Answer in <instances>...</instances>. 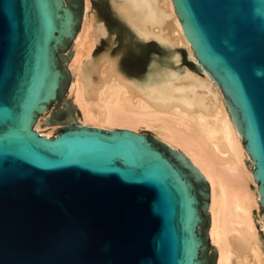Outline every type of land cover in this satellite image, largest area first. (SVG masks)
<instances>
[{
  "label": "water",
  "instance_id": "water-1",
  "mask_svg": "<svg viewBox=\"0 0 264 264\" xmlns=\"http://www.w3.org/2000/svg\"><path fill=\"white\" fill-rule=\"evenodd\" d=\"M172 1L237 113L264 209V0ZM81 19L82 0H0V264H212L205 182L178 151L128 130H33L73 76L56 51Z\"/></svg>",
  "mask_w": 264,
  "mask_h": 264
},
{
  "label": "bare ground",
  "instance_id": "bare-ground-1",
  "mask_svg": "<svg viewBox=\"0 0 264 264\" xmlns=\"http://www.w3.org/2000/svg\"><path fill=\"white\" fill-rule=\"evenodd\" d=\"M107 9L134 44H155L162 56H152L143 74L127 73L104 14L93 0H83L81 28L66 62L73 76L56 109L63 117L46 107L33 130L52 138L75 124L164 142L207 186L206 236L215 264H264V209L240 121L194 56L173 1L107 0Z\"/></svg>",
  "mask_w": 264,
  "mask_h": 264
},
{
  "label": "rangeland",
  "instance_id": "rangeland-1",
  "mask_svg": "<svg viewBox=\"0 0 264 264\" xmlns=\"http://www.w3.org/2000/svg\"><path fill=\"white\" fill-rule=\"evenodd\" d=\"M93 5L98 13L104 14L105 21L108 27L116 36L117 42L114 46V50L123 49V54L121 56V64L127 73L131 75L143 74L152 56H157V57L162 56L161 50L155 44L150 43V44L143 45L139 43H136V44L133 43L129 33L108 11L107 0H93ZM82 12H83V0H82ZM78 30L79 28H75L74 36L78 32ZM71 45H72V42L67 43L62 49H59L56 51L57 61L60 64V66L65 69H67L66 62L68 61L70 57ZM102 47L103 46H100V48ZM69 81H70V76H67L62 92H61V95H60V98H59V101H52L48 105L51 109H55V115L58 116L59 118H62L63 114L57 113L56 109L59 108L60 104L66 98V91H67V86H68ZM150 138L152 139L151 136ZM165 149L168 150L167 148ZM205 188H206V202H207L206 184H205ZM206 202L200 203L202 205L200 209L205 210L204 205L206 204ZM205 215H206V224H201V228H202V231L205 233L204 242H209L206 236V231H207L208 223H209L206 210H205ZM204 257H212V264H215V252L211 248L210 243H209L207 252L204 254Z\"/></svg>",
  "mask_w": 264,
  "mask_h": 264
},
{
  "label": "flooded vegetation",
  "instance_id": "flooded-vegetation-1",
  "mask_svg": "<svg viewBox=\"0 0 264 264\" xmlns=\"http://www.w3.org/2000/svg\"><path fill=\"white\" fill-rule=\"evenodd\" d=\"M49 107V106H48ZM69 126H77L75 124H71V125H68V126H65V127H69ZM65 127H61L58 131H57V134L55 136H53L52 138L56 137L57 135H59L61 132H62V129L65 128ZM148 137V136H147Z\"/></svg>",
  "mask_w": 264,
  "mask_h": 264
},
{
  "label": "snow or ice",
  "instance_id": "snow-or-ice-1",
  "mask_svg": "<svg viewBox=\"0 0 264 264\" xmlns=\"http://www.w3.org/2000/svg\"><path fill=\"white\" fill-rule=\"evenodd\" d=\"M115 6V5H114Z\"/></svg>",
  "mask_w": 264,
  "mask_h": 264
}]
</instances>
